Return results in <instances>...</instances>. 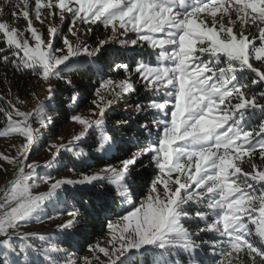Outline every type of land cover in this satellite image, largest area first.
<instances>
[{
  "label": "snow or ice",
  "instance_id": "6c2138e0",
  "mask_svg": "<svg viewBox=\"0 0 264 264\" xmlns=\"http://www.w3.org/2000/svg\"><path fill=\"white\" fill-rule=\"evenodd\" d=\"M3 3L12 9L10 18L26 22V28L21 31L19 27H10L8 22H0V39L7 45L0 48V59L16 70L40 77L48 92L31 112L13 107L7 125L0 130V136L16 134L25 138L17 149V157H3L9 164L18 163V171L0 198V258H10L4 264H31L30 252L47 264H56L53 254L63 249L35 248L28 241L36 234L24 233L18 236L24 244L17 251L9 231L27 223L47 202L65 200L61 195L65 185L73 189L85 185L102 189L108 181L116 186L114 199L130 202L129 179L134 180L139 174L137 164L154 167L157 174L138 205L118 215L115 222H107L109 247L88 246L89 252L98 251L106 258L100 261L97 256L100 264H133V258L135 264H185L182 257L187 258V264H202L200 254L206 246L212 250L214 264H225L230 257L240 259L241 253L248 258L241 260V264H257V258L264 264V250L254 246L250 239L258 238L264 244V26H261L264 0H3ZM57 16L60 26L49 24L45 40L34 22L43 27ZM65 21H69L68 32L78 40L80 27L84 25H88L86 34L92 33L93 25H103V38L98 36L96 46L91 49L86 41L73 44L62 31ZM237 22L239 32L234 31ZM249 24L258 30L259 46L255 43L256 34H248ZM57 39L61 40V47H57ZM113 44L120 45L125 54L132 53L129 59L135 67L114 61L108 64L116 75L123 70L125 78L108 77L100 82L90 102L93 107L89 111L95 118L73 115L71 120L82 126L81 131L67 145L50 144V149H55L54 159L45 166L52 167L61 149L77 158L87 156V152L77 150L78 143L92 137L97 129L101 131L93 140L94 151L111 152L116 141L109 132L127 125L129 120H117L116 126L108 129L107 111L126 97L140 95L141 88L146 103L135 104L137 114L143 112L147 117L162 113V118L146 119L139 124L136 150L116 157L118 164H109L80 179L55 180L46 192L33 195L31 187L40 165L25 161L39 136L30 119L39 118L42 125L45 123L48 105L55 99L53 78L72 88V80L63 73L101 60ZM137 47L150 51L141 53ZM138 55H155L157 64L136 62ZM253 59L258 62L256 66L251 62ZM102 90L111 98L106 99ZM77 99L74 92L71 100ZM257 112L258 130H245V125L256 119ZM12 115L18 119L13 120ZM257 149L259 164L254 159ZM142 158L149 163L144 165ZM244 163L250 171L242 167ZM25 168L30 171L25 173ZM172 173L176 174L174 179ZM43 181L49 183L52 177H43ZM68 215L72 218L58 225L63 231L76 229L84 219L79 210ZM199 222L205 227L190 230L188 225ZM249 222L256 226L255 234ZM206 232L217 234L219 239L211 242L201 239V233ZM217 256L220 259H215ZM83 264H91L89 257H83Z\"/></svg>",
  "mask_w": 264,
  "mask_h": 264
},
{
  "label": "rangeland",
  "instance_id": "374dc122",
  "mask_svg": "<svg viewBox=\"0 0 264 264\" xmlns=\"http://www.w3.org/2000/svg\"><path fill=\"white\" fill-rule=\"evenodd\" d=\"M191 2H196V0H191ZM0 8L3 9V12L0 13V22H8L10 27H19V29L21 31H24V29L26 28V22H23V21L16 22V21L12 20L9 16V12H11L12 9H11V7L5 6L3 3V0H0ZM233 19H235V15H233ZM68 23H69V21H65V23L62 25V31L65 35L68 36L70 41H72L73 44L81 43L84 41L87 42L89 34H86L85 30L87 29L88 25H84V26L80 27L79 40H78L76 37H73L68 32ZM257 23H259V22H257ZM49 24H54L56 26H60L59 16H57L54 21L49 19V22L46 23L43 27L41 26V24L38 21L34 22V27L39 32L44 34L43 38L45 40L47 39V27L49 26ZM250 26H253V25L249 24L248 27H250ZM261 26H264V25H261ZM234 31L239 32V22H237V27L234 29ZM248 34H249V32H248ZM26 35L30 36V34H27V33H26ZM129 35H131L133 38H135L134 33H130ZM256 36H257V39H256L255 43L257 44V46H259L258 35L256 34ZM23 38L24 37H20V39H23ZM121 38H123V37H121ZM30 42H32V41L30 40ZM56 43H59L60 47L62 46V42L60 39H57ZM89 47L91 49V48H94L95 46L89 45ZM108 47L117 48V47H120V45L113 44V45L108 46ZM168 63H170V62H168ZM149 64H151L152 66H155L157 64L156 57H155L154 61L150 62ZM112 78L115 80H120V79H124L125 77H122V78L112 77ZM56 81L57 80L53 78L52 83H53L54 88H55ZM137 87L139 88L140 86L137 85ZM102 94L105 95L106 99L111 98L107 93L103 92V90H102ZM47 95H48L47 86H46L45 82L39 77V85H38L36 91L34 92V94L32 96V99H31L32 101L30 99L29 100H21L19 102V106L14 105L13 107L19 109V111L31 112L35 108V106L37 105V103L39 101L45 100ZM143 96H144V93H143V89L141 88L140 89V95H134L133 94L129 97H126V99H122L119 102H117L116 104H114L112 106V108L107 111V118H106L107 128L113 129L116 126L115 123L108 120V118L110 116H112L114 112L119 113L125 117H128L130 120L135 119L138 115H145L143 112L137 114L136 109H135L136 103H146V100L142 99ZM93 98H95V97L93 96ZM165 99H168V98L165 97ZM90 102L86 106L81 107L78 110H76L73 115L80 114V115L84 116L85 118L94 119L95 117H93L91 112L89 111L93 107V105H91ZM50 103H49V105H50ZM233 103H235V100H233ZM13 107H12V109H13ZM10 114H12V112L7 115V119L5 120L4 125L0 128V130H2L7 125L8 116ZM162 115L163 114L160 113V114L151 115L152 118H149V116H147L148 118L145 116L144 117L146 119H150L148 121H151L152 119H157V120L161 119ZM12 119L16 120V119H18V117H16L15 115H12ZM30 124H31V127L36 130V132L39 136V140L31 147L30 151L27 154L28 158L25 161L28 164L34 163V164L40 165V167L37 169V177H36L35 181L32 183V187H31V192L33 195H39L43 192H46L48 190L49 184L51 182H54L55 180H58V179H80V178H82L83 175H90V174L94 173L95 171H97L98 169L107 166V165H103L97 169L89 170L86 172H84V171L83 172H75V171H69V169H65L64 163H65V161L68 162V159L72 158V159H74V161L76 163H80L83 159H86L90 155H95L98 158H102V157H105L106 155L109 154V153L103 154V153H98V152L94 151L95 145L93 144V140L99 136L100 131H101V129H97L93 133L92 137H89L85 141L78 143L77 150H83L84 152H87L88 153L87 156H82L80 158H77L72 153H69L64 149H61L60 154L58 157H56V162L52 164V167L51 168L46 167L45 166L46 164L53 161V159H54L53 153L55 152V149H50L49 145L50 144L60 145L61 143L67 145L68 142L72 140L73 136L77 135L81 131L82 126L73 122L70 118V120L62 127V129L56 135H53L51 137L50 136L51 131H50L49 127L52 125V118L50 115L47 114V110H46V120H45V123L43 125L40 123L39 118H31ZM120 128H121V126L119 128H116V130L121 132ZM155 130H156L155 127H153V131H155ZM110 133H111V131L109 132V135L112 136ZM114 139H115V141H124L126 139V135L122 134V135H120L119 138L116 139V137H114ZM24 140H25L24 137L18 136L16 134H10L8 136H0V198L4 197L5 189H6V187L9 186L8 182L12 179L14 173L16 171H18V163L17 164H9L5 159H3V157H5V156H7L9 158L17 157V149L21 146V144L24 142ZM85 143H87V145H89V144L92 145V149H88L86 146L82 147V144H85ZM114 146H113V148H114ZM257 151H258V149H257ZM65 156H67V158H64ZM19 159H23V157H18V160ZM243 159L247 160L248 158L244 157ZM142 162H143V164L145 163L144 165H147L149 163L147 159H143V158H142ZM116 164H118V163H116ZM116 164H112V165H116ZM243 165H242V167H243ZM136 168L139 170L140 175L143 174V171H142L143 169L153 168L152 170L154 171V173H153L152 179L157 174L154 170V167H151V166L144 168V167H141V164H137ZM247 169H249V168H247ZM24 171H25V173H27L28 171H30V169L25 168ZM248 171H250V170H248ZM49 175L52 177V181H50L49 183H45L43 181V177H46ZM175 175H176L175 173H172L173 179L175 178ZM151 180H150V182H151ZM105 182H107V184H110V185L116 187L114 184H111L108 181H105ZM150 182H148V183L139 182L138 183L140 185L141 184L145 185V187H144V192H145L144 195L145 196L148 194ZM130 184H133L131 178L129 179V185ZM63 187H64V191L61 193L62 197L65 196L66 192L75 191L77 189H86V188H90L91 186H87V185L76 186V189H73V187L71 185H65ZM162 189H163V185H161V191H162ZM132 190L133 189L130 186V193H131L130 202L121 203V205L124 204L126 206V209L128 211H131L133 209V206L138 205L141 202V200H143V198L145 197L144 196L141 199H137L136 195L132 192ZM0 202H2V199H0ZM71 211H75L74 205L71 202L66 203L65 200H62L60 203H56L55 201L47 202L45 205L42 206L41 210H39L37 213H34L28 219L27 223H24L21 227L15 229L14 231L10 230L9 236L12 237V240H14L20 246H22L24 244V241H21L18 238L19 234H24V233L36 234V235H33L31 237V239L28 241L29 243L33 244V246L35 248H39V249L60 248V249H63L62 252H58V253L53 254L54 256H59V259H60L59 264H83V257H85V256L89 257L91 264H100V261L106 260V258L103 256L102 253H99L97 251L95 254H93V253L89 252L88 246H87V247H84V249H82L79 252V254H72L71 252H69L67 250V248L58 245V243H56L54 241L55 238L59 237L62 234H67V233H73V235H76V237H77V233H75V231L78 228H80L82 221L79 225H77L76 229H69L67 231H63V230L58 228L59 224L64 223L67 220L72 218L71 216L68 215V213ZM255 215L258 216V213H255ZM116 220H117V217L111 221L115 222ZM188 226H190V230H192V231H197L199 228L205 227L203 222H199L198 224H193V225H188ZM249 227L252 229L253 234H255L256 226L249 222ZM105 229H106V233L104 234V236L102 238H100L99 241H97L96 243L91 244V245L95 246L98 244L100 247H109L107 241L110 239V236L108 234L107 228H105ZM40 236H43L44 239L41 240ZM200 238L204 239V240H209L210 242L214 241L216 239H219L217 234L207 233V232L201 233ZM0 239H2V237H0ZM250 239L254 243V246L260 248L261 250H264V244H261L258 238H256V239L250 238ZM31 255L35 256L36 254L34 252H31ZM97 256L100 257V261H98L96 259ZM4 258H9V257L5 256ZM39 258L41 260H43L42 257H39ZM182 259H184L185 264H187V258L182 257ZM200 259L202 261V264H214V258L212 256L211 248L206 246L204 249H202L201 254H200ZM215 259H220V257L217 256V257H215ZM247 259L248 258L246 256V253H241L240 259H234V258L230 257L227 260H225V264H229V261H233V264H241V260H247ZM133 260H134V258H133ZM257 263H259V258H257Z\"/></svg>",
  "mask_w": 264,
  "mask_h": 264
},
{
  "label": "trees",
  "instance_id": "16d2710c",
  "mask_svg": "<svg viewBox=\"0 0 264 264\" xmlns=\"http://www.w3.org/2000/svg\"><path fill=\"white\" fill-rule=\"evenodd\" d=\"M92 28L93 31L88 35L87 43L90 46H96L97 37L99 36L103 38L105 30L103 25H93ZM247 29L249 34L254 33L258 35L256 27L247 26ZM56 45L57 47H60L59 43H56ZM6 47L7 45L2 39H0V48ZM137 51L144 53L150 51V49H146V47H137ZM0 56H2V54H0ZM131 56L132 53L125 54L124 49L121 47H109V51L105 53L104 57L101 60L96 61L94 64L78 65L71 71L63 73L65 78L72 80L73 87L69 88L62 81L58 80L55 83V99L47 108V114L52 118V125L49 127L51 131L50 136L52 137L53 135H56L70 120L76 110L86 106L93 99V93L95 89L99 87L102 80L107 79L108 77H125L123 70H121L120 75L112 73L109 70L108 64L113 61L116 64L130 63V66L134 68L135 64H132L129 59ZM155 57V55H138L135 59L136 62L143 61L144 63H150L154 61ZM251 62L254 66L258 64L255 60H252ZM38 85V76L23 69L16 70L13 65L4 64L2 59H0V128L4 125L7 115L12 112V107L14 105L19 106L21 100H31ZM257 91H259V89H257ZM74 92L78 94L76 102L71 100ZM144 116L145 115H138L135 119H132V121L128 117L114 112L113 115L108 118L109 121L116 124L117 120H129V123L121 126V132L116 130L110 134L113 137H116V139L119 138L120 135L125 134L126 139L124 141H116L112 151L105 157L98 158L95 155H90L80 163H76L72 158L68 159V162L65 161L64 163L65 169H75V172H86L97 169L103 165L118 163L116 157L124 156L126 153L136 150L134 147L137 138L136 129L139 124L145 122L146 118ZM148 116L149 118H152L151 115ZM259 123L260 116L257 112L256 119L249 121L245 125V130H258L257 126ZM144 143H147V141H144ZM85 146L88 149H92V145L90 144H82V147ZM64 158H67V156ZM254 159L257 164H259L258 151ZM243 167L246 171L250 170L247 163H244ZM152 169L153 168L143 169V174H138L135 176L134 180L132 179L133 184H130L129 186L133 189L132 192L136 195L137 199H141L145 196V185H140L138 183L150 182L154 173ZM114 191V186L104 182L102 189L90 187L66 192L64 196L66 198V203L71 202L74 205V210H79V212L83 214L84 219L82 220L80 228L75 231L77 237L76 235H73V233H67L55 238L54 241L58 243V245L67 248L72 254H79L84 247L99 241V239L106 233L105 228L107 222L128 211L124 204L121 205L119 198H113L112 193ZM12 245L16 247L17 251H19L21 246L18 243L12 240ZM54 258L56 264H59V256H54ZM7 259L9 258H0V264H4V261ZM29 259L31 264H47L36 255H31V252L29 253ZM133 264H135L134 260ZM257 264H260V262Z\"/></svg>",
  "mask_w": 264,
  "mask_h": 264
}]
</instances>
